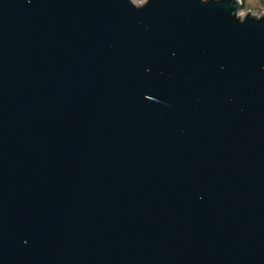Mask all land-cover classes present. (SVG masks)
<instances>
[{"label":"water","instance_id":"water-1","mask_svg":"<svg viewBox=\"0 0 264 264\" xmlns=\"http://www.w3.org/2000/svg\"><path fill=\"white\" fill-rule=\"evenodd\" d=\"M241 3L0 0V264H264Z\"/></svg>","mask_w":264,"mask_h":264},{"label":"rangeland","instance_id":"rangeland-1","mask_svg":"<svg viewBox=\"0 0 264 264\" xmlns=\"http://www.w3.org/2000/svg\"><path fill=\"white\" fill-rule=\"evenodd\" d=\"M237 12L239 15L243 16L248 12L255 15H261L264 12V0H241Z\"/></svg>","mask_w":264,"mask_h":264},{"label":"built area","instance_id":"built-area-1","mask_svg":"<svg viewBox=\"0 0 264 264\" xmlns=\"http://www.w3.org/2000/svg\"><path fill=\"white\" fill-rule=\"evenodd\" d=\"M133 1L137 4H142V3L146 2L147 0H133Z\"/></svg>","mask_w":264,"mask_h":264}]
</instances>
